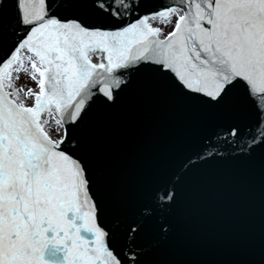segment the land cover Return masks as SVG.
I'll list each match as a JSON object with an SVG mask.
<instances>
[{
    "label": "snow or ice",
    "instance_id": "6c2138e0",
    "mask_svg": "<svg viewBox=\"0 0 264 264\" xmlns=\"http://www.w3.org/2000/svg\"><path fill=\"white\" fill-rule=\"evenodd\" d=\"M161 127L179 149L133 180ZM209 168L264 184V0H0V264H264V226L229 260L181 251Z\"/></svg>",
    "mask_w": 264,
    "mask_h": 264
},
{
    "label": "water",
    "instance_id": "95a60500",
    "mask_svg": "<svg viewBox=\"0 0 264 264\" xmlns=\"http://www.w3.org/2000/svg\"><path fill=\"white\" fill-rule=\"evenodd\" d=\"M181 135L178 128L155 130L139 149L132 179H146L153 169L163 167L168 154L179 149ZM197 148L198 144L190 143L172 165L180 166ZM262 226L264 184L259 174L209 168L194 176L185 189L184 211L177 217V243L189 259L225 261L258 247Z\"/></svg>",
    "mask_w": 264,
    "mask_h": 264
},
{
    "label": "rangeland",
    "instance_id": "374dc122",
    "mask_svg": "<svg viewBox=\"0 0 264 264\" xmlns=\"http://www.w3.org/2000/svg\"><path fill=\"white\" fill-rule=\"evenodd\" d=\"M21 83H28V86H34L27 80V77H23Z\"/></svg>",
    "mask_w": 264,
    "mask_h": 264
}]
</instances>
